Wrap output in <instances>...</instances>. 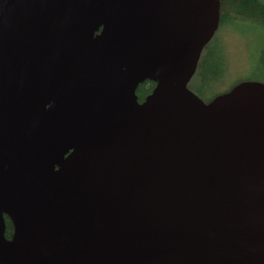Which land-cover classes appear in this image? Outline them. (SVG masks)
I'll return each instance as SVG.
<instances>
[{"label":"water","instance_id":"95a60500","mask_svg":"<svg viewBox=\"0 0 264 264\" xmlns=\"http://www.w3.org/2000/svg\"><path fill=\"white\" fill-rule=\"evenodd\" d=\"M220 14L0 0V264H264V82L189 88Z\"/></svg>","mask_w":264,"mask_h":264},{"label":"trees","instance_id":"16d2710c","mask_svg":"<svg viewBox=\"0 0 264 264\" xmlns=\"http://www.w3.org/2000/svg\"><path fill=\"white\" fill-rule=\"evenodd\" d=\"M230 23L238 25L246 23L255 24L260 29H263L262 34L264 37V0H221L220 30L227 28ZM216 37L205 47L197 71L189 83V88L205 102H209L218 94H221L220 92L214 91L208 96V93L223 83V79L227 73V60L224 48L219 42L218 45L216 44ZM255 72L256 75L253 78L247 79L264 82V51L260 64L258 65L257 62ZM155 85L154 82L146 80L138 86L137 96L139 102L144 101L145 97L151 93ZM12 234L13 224L10 218L6 216L5 235L7 238H11Z\"/></svg>","mask_w":264,"mask_h":264},{"label":"rangeland","instance_id":"374dc122","mask_svg":"<svg viewBox=\"0 0 264 264\" xmlns=\"http://www.w3.org/2000/svg\"><path fill=\"white\" fill-rule=\"evenodd\" d=\"M262 31L259 26L251 23L241 25L230 23L227 28L218 29L214 37L217 36L216 44L219 42L224 48L227 73L223 83L208 93V96L214 91L222 93L239 81L256 75V65L257 62L260 64L264 51Z\"/></svg>","mask_w":264,"mask_h":264}]
</instances>
